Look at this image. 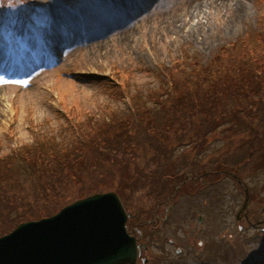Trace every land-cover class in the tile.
<instances>
[{
    "label": "rangeland",
    "instance_id": "374dc122",
    "mask_svg": "<svg viewBox=\"0 0 264 264\" xmlns=\"http://www.w3.org/2000/svg\"><path fill=\"white\" fill-rule=\"evenodd\" d=\"M262 32L264 0H0V37H14L0 42V157L50 135L69 147L77 123L132 113L185 54L236 43L264 60ZM226 130L201 146L168 138L164 174L124 191L147 245L136 264H264V166Z\"/></svg>",
    "mask_w": 264,
    "mask_h": 264
},
{
    "label": "trees",
    "instance_id": "16d2710c",
    "mask_svg": "<svg viewBox=\"0 0 264 264\" xmlns=\"http://www.w3.org/2000/svg\"><path fill=\"white\" fill-rule=\"evenodd\" d=\"M261 36L263 41L264 32ZM242 46L224 45L206 61L185 54L164 65L156 71L160 87L144 99L137 98L143 94L138 91L132 113L91 116L84 128L77 123L69 147L50 135L6 152L0 157V236L79 198L111 189L123 196L151 181L158 169L164 174L159 160L169 155L163 143L168 138L201 146L224 125L232 135L246 134L243 143L264 166V60ZM141 147L156 152L144 164L137 160Z\"/></svg>",
    "mask_w": 264,
    "mask_h": 264
},
{
    "label": "water",
    "instance_id": "95a60500",
    "mask_svg": "<svg viewBox=\"0 0 264 264\" xmlns=\"http://www.w3.org/2000/svg\"><path fill=\"white\" fill-rule=\"evenodd\" d=\"M129 217L115 191L91 194L0 236V264H136Z\"/></svg>",
    "mask_w": 264,
    "mask_h": 264
}]
</instances>
